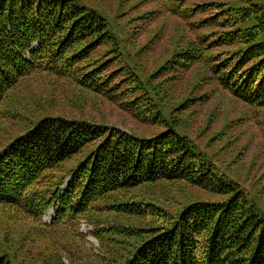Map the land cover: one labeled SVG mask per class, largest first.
<instances>
[{"label": "trees", "instance_id": "obj_1", "mask_svg": "<svg viewBox=\"0 0 264 264\" xmlns=\"http://www.w3.org/2000/svg\"><path fill=\"white\" fill-rule=\"evenodd\" d=\"M163 2L202 33L147 77L139 67L132 74L114 65L123 53L119 46L128 42L112 16L85 0H0V112L29 120L0 149V207L22 218L40 217L54 206L55 225L86 216L95 200H108L98 208L109 209L114 224L95 235L115 256L110 264H264V212L183 130L185 121L171 119L162 89L150 81L160 70L199 63L216 84L213 91L264 108V0ZM38 74L68 80L159 130L147 135L95 119L8 108L10 92ZM207 92L179 106L202 103ZM72 158L76 165L59 173ZM163 181H183L218 198L191 201L178 212L135 196L122 199ZM121 215H157L167 225L117 223ZM8 250L0 249V264H23L17 251ZM55 250L56 262L65 264Z\"/></svg>", "mask_w": 264, "mask_h": 264}, {"label": "rangeland", "instance_id": "obj_2", "mask_svg": "<svg viewBox=\"0 0 264 264\" xmlns=\"http://www.w3.org/2000/svg\"><path fill=\"white\" fill-rule=\"evenodd\" d=\"M85 1L112 16L117 32L128 42L119 46L123 53L116 58L114 65L128 69L132 74L139 67L148 77L170 59L176 49L202 33L190 28L189 21L174 15L163 0ZM198 1L215 0H193ZM197 17L203 18L204 15ZM178 34H181V38L176 44ZM204 67L195 63L188 69L166 68L151 76L150 81L162 89L164 97L161 103L172 110L171 119L180 118L182 123L185 121L183 130L194 137L201 150L214 155L212 158L219 171L237 179L264 212V108L244 104L220 89L213 91L217 86L209 83L211 77ZM206 90L210 94L208 100L202 103L199 99L190 100L187 107L179 106L182 101ZM6 104H11L8 108H18L20 113L26 115L31 111H41L38 114L55 113L95 119L125 131L133 130L147 135L159 130V125L144 123L133 112L121 109L101 96L71 85L68 80L46 74L23 81L10 92ZM28 121L24 116L10 117L6 111L0 112V149L23 131ZM73 159L59 167V173L66 169L63 174H68L76 165ZM122 196L124 201L135 196L137 200L153 202L170 212L182 210L191 201L218 198L183 181L147 184ZM108 203V200H95L86 216H78L67 222L59 219L55 225L52 224L57 211L54 206H50L40 217L22 214V218L15 211L0 207V249L17 251L23 264H62L56 262L55 249H58L65 264H110L115 256L95 235L97 230L107 229L114 224L115 220L108 216L110 210L106 212L98 208ZM117 223L137 227H148L154 223L155 227L167 225L157 215L149 218L121 215ZM56 243L57 247H54ZM122 245L127 246L128 243ZM92 255L97 259H93Z\"/></svg>", "mask_w": 264, "mask_h": 264}]
</instances>
